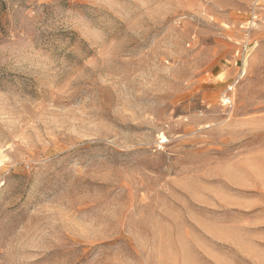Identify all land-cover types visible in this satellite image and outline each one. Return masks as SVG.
I'll return each instance as SVG.
<instances>
[{"label": "rangeland", "instance_id": "rangeland-1", "mask_svg": "<svg viewBox=\"0 0 264 264\" xmlns=\"http://www.w3.org/2000/svg\"><path fill=\"white\" fill-rule=\"evenodd\" d=\"M0 264H264V0H0Z\"/></svg>", "mask_w": 264, "mask_h": 264}, {"label": "built area", "instance_id": "built-area-1", "mask_svg": "<svg viewBox=\"0 0 264 264\" xmlns=\"http://www.w3.org/2000/svg\"><path fill=\"white\" fill-rule=\"evenodd\" d=\"M258 19V15L256 13H252L249 21H247V26H246V29L248 30H251V28L253 27V25L255 24V22L257 21ZM247 45H248V42H243L242 44V50H246L247 49ZM222 103L223 105H225L226 107H229L231 106V98L230 96L224 94L223 98H222Z\"/></svg>", "mask_w": 264, "mask_h": 264}]
</instances>
